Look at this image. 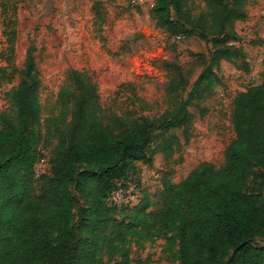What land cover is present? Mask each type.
<instances>
[{"label": "trees", "instance_id": "obj_1", "mask_svg": "<svg viewBox=\"0 0 264 264\" xmlns=\"http://www.w3.org/2000/svg\"><path fill=\"white\" fill-rule=\"evenodd\" d=\"M250 1L203 0L206 10L195 15L190 0H155L157 26L170 34L198 36L210 47V64L186 99H177L171 111L154 119L106 122L97 85L86 73L72 69L58 94L59 114L47 120L43 136L41 81L34 58L28 57L18 72L20 83L7 94L11 111L0 114V264H102L100 249L117 253L127 237L150 241L161 227L177 231L180 264H264V247L258 243L264 238V197L244 191L254 166L264 168V83L248 88L235 101V138L222 168L203 162L180 183H161L157 203L145 189L135 205L119 207L110 200L119 184L130 186L128 179L138 163H153L157 137L189 127L196 121L195 110L202 114L195 95L213 80V66L234 57L233 50L243 53L241 47L227 45L231 37L227 31L248 18ZM6 35L10 63L15 32ZM14 77L6 68L0 70V83ZM183 84L178 76L172 77L167 94L174 96L187 82ZM50 136L56 139L51 177L36 194V180L45 177L37 176L35 168L39 146ZM169 139L178 141L176 136ZM73 184L90 199V207L79 218L89 234L84 262L73 224Z\"/></svg>", "mask_w": 264, "mask_h": 264}, {"label": "rangeland", "instance_id": "obj_2", "mask_svg": "<svg viewBox=\"0 0 264 264\" xmlns=\"http://www.w3.org/2000/svg\"><path fill=\"white\" fill-rule=\"evenodd\" d=\"M154 5L155 0H0V70L15 73L13 81L0 83V114L11 111L7 94L20 83L18 72L29 56L36 62L41 81L43 136L47 120L59 114L58 94L72 69L86 73L97 85L106 122L154 119L171 111L177 99L187 98L208 68L210 47L198 36L170 34L158 27ZM189 5L195 15L206 10L203 0H190ZM247 10L248 18L227 31L231 35L227 45L241 47L243 53L233 50L234 57L214 65L213 80L195 95L202 114L195 110L196 121L189 127L156 138L153 163L137 164V172L128 179L129 190L115 194L117 203L137 204L144 189L157 203L161 183L178 184L203 162L223 167L226 149L235 138V101L248 88L264 83V0H251ZM11 31L15 32V54L7 63L6 34ZM175 76L180 86L187 85L169 96L166 88ZM170 136L178 141H170ZM55 145L56 139L50 136L43 137L39 146L35 168L45 177L36 180V194L51 177ZM263 171L254 166L244 187L246 193L264 197ZM70 191L75 199L73 224H77L82 243L80 261L84 262V240L89 234L79 218L90 207V199L79 194L74 184ZM150 237V241L139 242L129 236L118 246L119 252L105 247L98 258L102 264H180L177 231L156 228ZM258 243L264 247V238Z\"/></svg>", "mask_w": 264, "mask_h": 264}, {"label": "built area", "instance_id": "obj_3", "mask_svg": "<svg viewBox=\"0 0 264 264\" xmlns=\"http://www.w3.org/2000/svg\"><path fill=\"white\" fill-rule=\"evenodd\" d=\"M143 1V0H142ZM155 6V5H154ZM36 173H37V176H39V173L36 171ZM129 188V187H128ZM128 188H124V187H122L121 186V184H119V189L117 190V191H115L113 194H112V196H111V202L112 203H114L115 205H117V206H122L123 204H125V203H127L128 204V202H126V200L123 202V203H117L116 201H115V199H114V196H115V194L118 192V191H120V190H129ZM130 203V202H129Z\"/></svg>", "mask_w": 264, "mask_h": 264}, {"label": "water", "instance_id": "obj_4", "mask_svg": "<svg viewBox=\"0 0 264 264\" xmlns=\"http://www.w3.org/2000/svg\"><path fill=\"white\" fill-rule=\"evenodd\" d=\"M246 245V243H243V244H241V245H239L238 247H237V249L233 252V254H232V256H234V254L236 253V251H238V250H240L242 247H244ZM230 263V262H229Z\"/></svg>", "mask_w": 264, "mask_h": 264}]
</instances>
